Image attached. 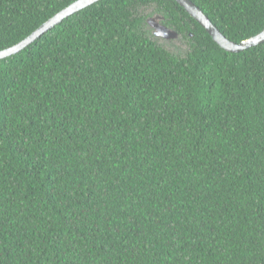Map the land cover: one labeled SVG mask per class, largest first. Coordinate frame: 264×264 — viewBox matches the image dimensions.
<instances>
[{
	"label": "trees",
	"instance_id": "16d2710c",
	"mask_svg": "<svg viewBox=\"0 0 264 264\" xmlns=\"http://www.w3.org/2000/svg\"><path fill=\"white\" fill-rule=\"evenodd\" d=\"M77 1L0 0V51ZM190 1L234 43L264 30V0ZM0 264H264V44L102 0L0 60Z\"/></svg>",
	"mask_w": 264,
	"mask_h": 264
},
{
	"label": "water",
	"instance_id": "95a60500",
	"mask_svg": "<svg viewBox=\"0 0 264 264\" xmlns=\"http://www.w3.org/2000/svg\"><path fill=\"white\" fill-rule=\"evenodd\" d=\"M102 0H78L73 3L49 21L44 23L38 30H36L32 35L26 38L24 41L19 43L18 45L6 49L4 51H0V60H4L16 54H19L24 49L33 44L36 40H38L41 36L54 29L56 26L60 25L65 19L87 9ZM179 6H181L202 28L206 30V32L210 35V37L214 40L215 43L219 45L221 49L228 53H240L246 51L250 48H254L258 45L264 44V30L256 35L255 37L243 41L242 43H234L230 41L218 28L216 25L212 23V21L205 15V13L197 7L190 0H175ZM163 18L160 16H156L154 18L148 19V25L153 31V35L156 38H161L166 41L178 40L180 36L177 32L172 29L162 25Z\"/></svg>",
	"mask_w": 264,
	"mask_h": 264
},
{
	"label": "rangeland",
	"instance_id": "374dc122",
	"mask_svg": "<svg viewBox=\"0 0 264 264\" xmlns=\"http://www.w3.org/2000/svg\"><path fill=\"white\" fill-rule=\"evenodd\" d=\"M159 44L174 54L183 55L187 50V42L180 37L178 40L166 41L161 38L157 39Z\"/></svg>",
	"mask_w": 264,
	"mask_h": 264
}]
</instances>
